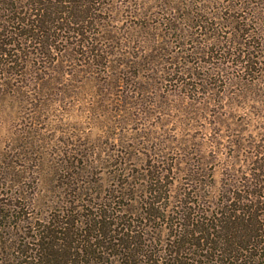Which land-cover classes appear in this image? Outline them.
Returning a JSON list of instances; mask_svg holds the SVG:
<instances>
[{"label":"rangeland","instance_id":"rangeland-1","mask_svg":"<svg viewBox=\"0 0 264 264\" xmlns=\"http://www.w3.org/2000/svg\"><path fill=\"white\" fill-rule=\"evenodd\" d=\"M82 9L84 23L64 22L60 54L34 45L0 60V205L40 193L42 215L77 205L84 221L122 188L108 212L124 214L129 202L146 217L142 242L160 249L181 219L249 182L243 171L264 152V0H88ZM152 180L156 211L146 202ZM263 244L238 250L237 264H264ZM104 252L79 264H119Z\"/></svg>","mask_w":264,"mask_h":264},{"label":"trees","instance_id":"trees-1","mask_svg":"<svg viewBox=\"0 0 264 264\" xmlns=\"http://www.w3.org/2000/svg\"><path fill=\"white\" fill-rule=\"evenodd\" d=\"M20 1L31 18L29 22L20 14L22 11L19 12ZM87 1L0 0V60L8 59L10 51L18 50L17 47L23 49L34 45L33 50L47 47L50 53L58 51L60 54L63 50L56 45L63 44V48L70 33L64 22L84 23L86 19L81 15L86 10L82 6ZM63 3L73 5L60 9ZM65 11L70 15L64 18ZM12 12H18L17 16L13 13V17L7 19ZM72 17L76 21L72 22ZM9 21L12 26L6 23ZM83 33L81 29L74 31L78 36ZM244 172L249 176L246 179L249 182L240 181L225 190L227 198L220 203L222 205L206 211L203 217L189 215L181 219L167 231V239H159L160 249H154L158 241L142 242L146 233L140 226L146 217L141 216L143 212H136L137 208L129 202L124 212L129 211L130 216L121 214L122 210L108 212L111 204L125 197L122 188V193L117 191L119 195L110 198L109 203L102 200L98 204L100 208L96 209L94 218L92 213L84 221H77L79 208L72 205L73 201L70 202L72 206L59 209L53 216H44L39 212L35 197L40 193H29L27 201H21L17 193L8 203L0 205V264H79L80 257L85 255L91 256L90 261L100 262L106 255L105 250H114L119 264H195L202 260L206 264H237L239 257L234 254L238 250L264 243V152L256 151L253 166ZM154 184L152 180L150 197L146 199L150 211H156L159 203L151 197L157 192ZM150 211L147 209L144 213ZM11 221L14 222L12 225L9 224ZM88 225L93 226V233H89Z\"/></svg>","mask_w":264,"mask_h":264}]
</instances>
